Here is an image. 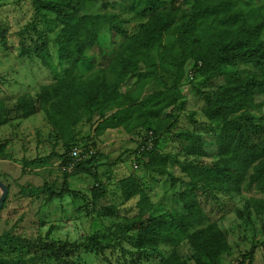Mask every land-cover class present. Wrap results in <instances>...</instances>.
<instances>
[{
    "label": "trees",
    "instance_id": "trees-1",
    "mask_svg": "<svg viewBox=\"0 0 264 264\" xmlns=\"http://www.w3.org/2000/svg\"><path fill=\"white\" fill-rule=\"evenodd\" d=\"M171 1L178 6L155 11L148 0H128L127 12L132 17L126 19L108 10L106 0H33V22L19 32L21 53L29 51L24 38L32 32L36 37L32 43L35 56L50 70H55L49 61L50 37L38 28L40 22H46L51 17L60 27L56 59L62 69L61 77L50 85L42 86L36 96H19L14 109L0 101V128L12 121L13 111L24 119L43 112L53 128V150L60 147L63 150L62 154L54 151L52 157L62 160L64 167L72 161L70 153L73 148L95 151L72 173L64 174L60 191L51 193L48 198L49 202H53L66 197L83 199L70 189L69 180L77 176L80 167L82 172L89 174L90 170H84V167L98 153L92 145H81L79 142L76 128L81 123L91 125L97 118L94 128L96 137L113 129H123L130 135L135 130L151 126L147 127L135 152V161L142 164L146 173L168 176L172 186L181 183L186 188L178 196L179 211L168 222L150 213L149 195L136 176L130 175L121 180L120 192L124 201L139 198V214L128 223V231L133 233L129 239L139 251L169 247L170 252L162 264H187L178 252L180 235H183L192 251L194 264H220L231 247L226 234L216 224L197 228L208 221L200 193L239 191L248 180L249 191L255 189L264 194V141L253 145L247 135L249 129L264 132V119L255 114L259 107L255 98L258 94L264 95V9L257 8L250 0ZM133 19L145 21L136 34L129 36L126 27ZM104 28L125 38L108 70L112 78L107 75L77 78L75 73L79 65L85 61L86 53L97 44ZM171 32L173 43L164 46L165 37ZM158 48L161 50L159 63H156L152 52ZM190 62L193 64V81L198 77L207 83L229 79L214 93L195 89L205 103L204 117L220 126L217 138L219 160L214 167L194 162L207 157L202 139L194 133L186 131L179 135L186 142L184 154L187 161L163 154L156 146L158 133L171 132L176 127L174 109L180 97L178 87ZM238 64L252 66L253 72L240 78L235 70ZM162 65L169 66L175 76V83L169 89L172 94L157 91L143 100L133 94L121 95V86L128 78L143 82L157 73ZM168 109L170 112L162 117ZM148 133L154 137L150 149L145 144ZM143 147L145 150L141 151ZM5 148L6 145L1 146L0 154ZM39 162L38 158L31 162L23 160L24 168L36 166ZM176 169L186 177V181L170 175V170ZM94 176L97 178V174ZM91 197L93 201L105 197L100 185L92 189ZM257 210L264 214V201L258 203ZM113 213V210L104 209L106 216ZM191 229L195 230L190 233ZM5 240L6 237H1L0 244ZM39 248L48 262L72 264L71 258L82 249L103 253L106 246L92 238L84 244L54 242ZM254 258V251H251L242 257L239 264H253ZM0 264L12 263L0 258Z\"/></svg>",
    "mask_w": 264,
    "mask_h": 264
},
{
    "label": "rangeland",
    "instance_id": "rangeland-1",
    "mask_svg": "<svg viewBox=\"0 0 264 264\" xmlns=\"http://www.w3.org/2000/svg\"><path fill=\"white\" fill-rule=\"evenodd\" d=\"M148 1L155 11L170 10L178 6L171 0ZM250 1L257 8L264 9V0ZM32 2L33 0H0V101H4L10 109H14L19 96H36L42 86L54 83L62 73L56 59L60 27L51 17L46 22H40L38 28L50 37L49 61L55 70H50L35 56L32 43L36 37L32 32L24 38L29 51L21 53L19 32L33 22ZM106 4L108 10L123 18L132 17L127 12L128 0H106ZM143 22L133 19L126 27L128 35L136 34ZM173 39L172 32L167 34L163 45H170ZM124 42V37L104 28L97 44L86 53V59L79 65L75 76L79 79L97 75L112 78L108 70ZM160 50L158 48L152 52L156 63H159ZM189 64L178 87L180 97L174 109L176 127L171 132L158 133L156 146L163 154L187 161L184 154L186 142L179 135L186 131L194 133L202 139L207 153V157L195 159L194 162L214 167L219 160L217 138L220 126L210 123L204 117L205 103L195 89L214 93L229 82V79L222 78L207 83L198 77L193 81V64ZM235 70L240 78L253 72L252 66L243 64H238ZM139 81L137 78H128L121 86V95L133 94L143 100L157 91L172 94L169 89L175 83V76L170 72L169 66L162 65L157 73L145 78L143 82ZM255 99L259 105L255 114L264 119V95L258 94ZM169 112L170 109L166 110L162 117ZM96 120L97 118L91 125L83 122L76 128L81 145H92L98 153L84 167V170H90L89 174L82 172L80 167L76 172L77 176L69 180L70 189L79 193L82 200L66 197L63 200L48 201L51 193L60 191L67 172L64 171L62 160L52 157L54 151L62 154L63 150L61 147L53 150V128L43 112L24 119L13 111L12 121L0 128V149L2 145H6L3 154H0V182L9 189L5 207L0 212V238L6 237L0 244L1 259L12 264H55L48 262L39 247L54 242L84 244L92 238L106 246L105 251L92 253L82 249L71 258L72 264H162L166 259L169 247L163 246L157 251H139L129 239L133 233L128 231V223L139 214V198L124 201L120 181L130 175L136 176L149 195L150 213L154 217L161 216L168 222L179 211L178 196L186 188L185 185L178 183L172 186L168 176L148 174L142 164L135 161V152L148 130L147 127L151 126L135 130L130 135L123 129H113L96 137ZM247 135L253 145L264 141L262 131L249 129ZM36 158L41 162L24 168L23 160L31 162ZM135 165L139 167L137 170ZM94 174H97V178ZM170 175L186 181V177L177 169L170 170ZM247 183L248 180L239 191L232 189L228 193L208 195L200 193V201L208 221L197 228L216 224L226 234L231 247L230 253L221 258L220 264H239L242 257L251 251L255 254L253 264H264V214L257 210L258 203L264 201V194L255 189L249 191ZM97 185L102 187L105 197L93 201L91 191ZM2 193L0 189V198ZM105 208L114 213L106 216ZM194 230L191 229L190 233ZM180 237L178 252L187 264H194L185 236Z\"/></svg>",
    "mask_w": 264,
    "mask_h": 264
},
{
    "label": "built area",
    "instance_id": "built-area-1",
    "mask_svg": "<svg viewBox=\"0 0 264 264\" xmlns=\"http://www.w3.org/2000/svg\"><path fill=\"white\" fill-rule=\"evenodd\" d=\"M154 137L152 133H148L147 139L145 141L146 146L150 149L153 146ZM145 150L143 147L141 151ZM95 151L93 149H90L89 151L82 150L80 148H73L70 153V159L72 160L68 165L64 167V171L67 173H72L75 167L90 158L92 155H94ZM134 168L137 170L139 167L137 165L134 166Z\"/></svg>",
    "mask_w": 264,
    "mask_h": 264
},
{
    "label": "water",
    "instance_id": "water-1",
    "mask_svg": "<svg viewBox=\"0 0 264 264\" xmlns=\"http://www.w3.org/2000/svg\"><path fill=\"white\" fill-rule=\"evenodd\" d=\"M0 189L2 190V196L0 198V210L3 208L5 201L7 200L8 194H9V189L8 187L0 182Z\"/></svg>",
    "mask_w": 264,
    "mask_h": 264
}]
</instances>
